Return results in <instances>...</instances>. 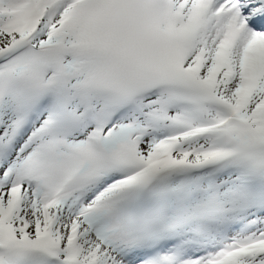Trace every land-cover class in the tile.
<instances>
[{"label":"snow or ice","instance_id":"snow-or-ice-1","mask_svg":"<svg viewBox=\"0 0 264 264\" xmlns=\"http://www.w3.org/2000/svg\"><path fill=\"white\" fill-rule=\"evenodd\" d=\"M0 264H264V0H0Z\"/></svg>","mask_w":264,"mask_h":264}]
</instances>
